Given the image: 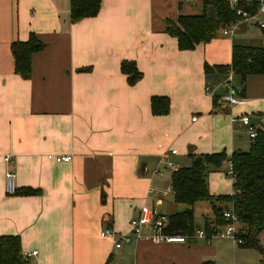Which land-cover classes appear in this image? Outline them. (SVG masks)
Instances as JSON below:
<instances>
[{"label": "crops", "instance_id": "1", "mask_svg": "<svg viewBox=\"0 0 264 264\" xmlns=\"http://www.w3.org/2000/svg\"><path fill=\"white\" fill-rule=\"evenodd\" d=\"M198 7L202 0H100L96 16L72 24L70 0H0V236H18L28 264H264L258 251L227 239L133 240L114 248L100 236L130 235V220L143 206L166 216L185 210L163 211L172 192H158L170 187L174 172L161 167L164 154L177 170L190 166V155L248 151L242 116L264 129V75L234 78L239 103L221 102L226 74L215 68L230 64L236 35L219 32L180 51L165 33L168 21L200 15ZM242 27L264 47L254 21L240 23L237 32ZM31 34L44 48L32 55L31 77L23 80L14 73L10 46ZM124 61L141 73L133 86L120 71ZM153 97L169 100L167 115H152ZM48 155L71 160L56 163ZM156 169L161 176L153 175ZM8 172L17 191L40 194L7 196ZM215 172L207 176L213 196ZM258 241L264 250V229Z\"/></svg>", "mask_w": 264, "mask_h": 264}, {"label": "trees", "instance_id": "2", "mask_svg": "<svg viewBox=\"0 0 264 264\" xmlns=\"http://www.w3.org/2000/svg\"><path fill=\"white\" fill-rule=\"evenodd\" d=\"M230 0H202L200 15L179 16L176 21L166 23L165 33L177 41L180 51H191L198 44H206L218 36V33L234 22L241 21L237 10L250 16L255 15L259 0H237L232 8ZM100 0H70V22L77 23L85 18L97 15ZM209 9L212 16H209ZM264 33V29H262ZM44 45L34 34L24 42H14L10 52L14 61V73L23 80H29L32 74L31 57L42 51ZM219 73L233 71L238 83L246 77L264 75V47L232 44L229 65L215 68ZM205 73L211 70L204 66ZM120 71L126 76L129 86L141 79V73L133 62L124 61ZM153 116H165L170 110L169 100L165 97H153L150 102ZM191 164L172 172L170 188L175 204L184 205L181 212L168 215L167 234L192 236L196 229L202 228L207 235L218 232L228 224L224 213L234 215L237 220V245L243 249H253L264 256L259 244L258 234L264 229V129L257 130V136L246 152L236 151L227 156L224 152L208 155H190ZM225 162H230L233 172L232 194L213 196L208 190L209 170L219 169ZM38 190L22 189L18 196H36ZM206 202L211 206L212 219L204 220L202 226L195 224L193 207ZM218 204H226L222 209ZM230 206V207H228ZM0 264H28L22 255L18 236H0ZM211 264V263H204Z\"/></svg>", "mask_w": 264, "mask_h": 264}, {"label": "built area", "instance_id": "3", "mask_svg": "<svg viewBox=\"0 0 264 264\" xmlns=\"http://www.w3.org/2000/svg\"><path fill=\"white\" fill-rule=\"evenodd\" d=\"M190 1V0H186ZM229 5L234 8L237 5V0H230ZM236 14L241 17V21L234 22L230 25L224 27L221 32L223 36L233 37L240 25V23L251 22L254 21L256 26L260 29H264V22L259 21L258 17L264 15V0L258 1V8L255 15L250 16L248 13L237 10ZM234 74L232 70H229L226 73V80L223 82V85L226 87V94L221 97L222 103H227L229 105H235L239 103L238 99L235 97V89L233 87ZM196 118H192V121H195ZM241 124L247 129L248 137L251 141H254L257 136V130L254 126L250 124V120L247 116H242L240 118ZM176 150H171L170 155H176ZM48 160L54 161L56 163H68L71 160L70 156H56V155H48ZM3 161L7 164L12 163V159L9 156H5ZM160 165L163 169L169 171H175L176 166L167 159V156L164 154L161 157ZM161 169V168H160ZM160 169H156L153 172L154 176H161L162 172ZM227 175L233 177L232 166L229 163V170ZM150 192L156 193L154 189H151ZM4 193L7 196H12L17 193V187L15 182V175L12 172H8L5 175L4 179ZM158 193H161L162 196H166L171 193V188L166 187L163 190H160ZM224 219L228 221V224L222 227L218 232L211 233L207 235L204 230H197L192 236H183V235H170L167 234L168 227V218L166 215L157 214L152 209L147 206H143L138 215L130 220V235L118 236L113 233L111 230H105L100 233L102 238H109L113 240L114 248H120L122 243L128 244L134 241H142L147 240L153 244L160 243H184L186 240L195 238L205 242H209L213 239H222V240H230L235 245L240 243V240L237 239L238 229H237V220L234 215L230 213H224ZM147 228L149 230V234L144 233V229ZM118 236V237H117ZM32 255H36L34 252ZM31 255L25 256L28 258Z\"/></svg>", "mask_w": 264, "mask_h": 264}, {"label": "rangeland", "instance_id": "4", "mask_svg": "<svg viewBox=\"0 0 264 264\" xmlns=\"http://www.w3.org/2000/svg\"><path fill=\"white\" fill-rule=\"evenodd\" d=\"M198 12H201L200 7H198ZM212 10L209 9V13ZM259 21L264 22V15H261L258 17ZM243 28V27H242ZM246 28L241 29V31L239 30L238 32H236V38H235V43L236 44H241V45H250V46H258L254 40H250L248 38H246L244 36V32H245ZM253 31V30H251ZM254 32L256 33H260L256 28L254 29ZM245 39V40H244ZM187 154H185L186 156V164L188 165L190 163V160L187 157ZM228 156V155H227ZM227 165L225 163V165H223L221 171L217 170H213L210 169L209 171H216L215 173H212L209 177V188L210 191H213V194L216 195H228L230 193V188H231V177H226L225 175V171L227 172ZM218 171V172H217ZM168 180V179H167ZM169 186V185H168ZM167 203L166 206L164 207L163 211L165 213H170L172 212V210H181L183 209L182 205H178L173 203V199H172V193L169 194V196L167 197ZM219 207H221L222 209H225L226 204H218ZM209 212V213H208ZM194 213H195V224H200L202 223V217L204 216V218H208V219H212L213 215L211 212V206L209 203L203 202V203H198L195 207H194ZM208 213V214H207ZM262 255V254H261ZM262 258L264 260V256L262 255Z\"/></svg>", "mask_w": 264, "mask_h": 264}]
</instances>
